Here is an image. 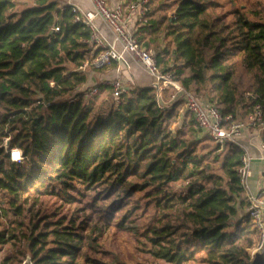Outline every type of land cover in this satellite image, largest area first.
Returning a JSON list of instances; mask_svg holds the SVG:
<instances>
[{
    "label": "trees",
    "instance_id": "1",
    "mask_svg": "<svg viewBox=\"0 0 264 264\" xmlns=\"http://www.w3.org/2000/svg\"><path fill=\"white\" fill-rule=\"evenodd\" d=\"M14 1L0 0V195L18 221L8 230L0 221V249L11 240L25 244L19 251L32 264H107L90 255L94 235L124 230L136 208L130 201L145 192L161 212L145 228L153 257L249 264L258 231L243 212L244 150L202 143L189 111L171 131L182 100L166 108L153 84L106 107L83 93L60 100L86 81L80 66L91 59L90 31L58 0H27L19 11ZM149 7L134 35L163 72L223 116L240 121L259 104L264 118V0L250 5L256 19L245 2L228 10L218 0H150ZM5 138L22 162L10 161ZM48 195L80 205L69 215L26 207Z\"/></svg>",
    "mask_w": 264,
    "mask_h": 264
},
{
    "label": "built area",
    "instance_id": "2",
    "mask_svg": "<svg viewBox=\"0 0 264 264\" xmlns=\"http://www.w3.org/2000/svg\"><path fill=\"white\" fill-rule=\"evenodd\" d=\"M87 1L90 5L89 10H83L71 0H66V4L63 6L70 8L74 14V22L84 24L90 31L87 42L91 46V59L83 62L80 66L81 71L87 67L100 70L109 66L112 62L122 64L126 68L129 67L130 61L136 63L151 77L157 91L159 103L166 105L168 100L181 99L183 108L192 114L200 131L210 137L220 149L226 143H234L241 147L239 139L245 130L249 128L259 130L262 183L256 192L252 191L249 182L252 175L253 157L242 147L244 152L239 158L237 167L239 186L248 201L246 209L258 231L256 242L247 250L251 260L253 254L260 251L264 245V118L260 105H254L245 119L233 120L230 116H223L215 105L182 87L171 72H163L157 63L155 52L139 44L134 35V29L130 26L132 17H134L137 24L145 22L150 9V0H118L112 6L108 3V0ZM97 21L105 26L110 37L102 32L97 25ZM53 29L58 31L59 27L55 26ZM117 70L119 71L118 67ZM108 84L112 89L114 98H118L129 91L121 77L110 79ZM97 93L98 86L93 85L83 92V95L86 98H91ZM7 139H4V152L8 155L10 161L22 162L24 158L22 151L17 147H9ZM14 152H19L20 158L18 160L12 159ZM1 211L0 206V214Z\"/></svg>",
    "mask_w": 264,
    "mask_h": 264
},
{
    "label": "rangeland",
    "instance_id": "3",
    "mask_svg": "<svg viewBox=\"0 0 264 264\" xmlns=\"http://www.w3.org/2000/svg\"><path fill=\"white\" fill-rule=\"evenodd\" d=\"M26 1L27 0H15L14 2L17 3L15 4L16 6L14 7V10L19 11L20 9H22L24 4L29 5V2ZM218 1L223 5V10L231 9V6L234 7L240 2H245L249 18L256 19V16L252 13V9L250 7L251 3H253L255 0ZM136 73L140 84H148L150 82L151 77H149L143 71L136 70ZM109 81V79H106L103 83H100L102 88L100 87L101 89H98V93L91 98L93 103L97 104L98 106L106 107L112 102L117 101L112 95V89L108 84ZM93 83L94 82L92 80H89V82L85 81V83L80 85L79 88L74 89L73 93L60 98V100L70 99L75 97V94L78 95L79 93L87 91L90 87L96 85ZM172 101L174 100H168L166 102V105L164 106L166 108H169ZM184 112H186V110L181 105L178 111V120L169 126V129L171 131H175L179 127ZM196 138L204 139L202 143H208L210 147H216V144L211 141V139L207 135L203 134L199 128L197 129ZM220 150L221 149H219V151ZM181 187L182 184L180 183L172 184V188L176 191H179ZM6 203L7 202H5L4 198L0 195V206L2 207L0 221L2 223L1 225H3V227L8 230L13 226H17L18 220L15 216L12 215L11 211H8V206ZM130 204L136 205V208L132 210V215L130 216L129 221L126 224L125 229L103 230L102 234L96 233L94 235L96 243L94 242V247L89 249L90 255L92 257L98 258L103 262H106L107 264H172L163 259L153 257L148 251L152 246L150 241L147 240V232L145 228L148 225L156 222L160 218L161 214L160 210L155 207L152 197L147 195L145 192L136 193L130 201ZM79 205V202L73 205H69L57 196L48 195L38 197L37 200L28 202L26 207L30 208L31 212L33 213L37 211H39L40 213H49V211L52 210L54 212L60 213V215H69L72 212V208L79 207ZM3 210L8 212L5 214ZM83 213L84 212H79L77 214L82 215ZM30 216H32L30 211H27L26 217L25 219H23V221L25 223H28ZM235 220L236 218H234L233 221ZM27 229H29V227H25V230ZM24 248L25 244H23V242L13 243V241L11 240L8 241L0 249V263L4 262L5 264H23L24 261L30 259L28 255L24 256L19 251H24ZM185 264L207 263L202 260L201 255H198L195 261H190Z\"/></svg>",
    "mask_w": 264,
    "mask_h": 264
},
{
    "label": "crops",
    "instance_id": "4",
    "mask_svg": "<svg viewBox=\"0 0 264 264\" xmlns=\"http://www.w3.org/2000/svg\"><path fill=\"white\" fill-rule=\"evenodd\" d=\"M72 2L78 4L83 10H89L90 5L87 0H71ZM118 0H108V3L112 6ZM59 6L63 7L66 4V0H58ZM97 25L100 27L103 33L108 37L110 34L105 26L97 21ZM135 25V19L132 17L130 19V26L133 28ZM119 68V71L117 70ZM136 70H142V68L136 63L130 61L129 67L126 68L122 64L112 62L109 66L96 70L90 67L84 68L85 75L87 76L86 81L92 80L97 86L101 85L106 79H113L115 77H121L124 84L130 89L136 86H149L153 84L152 79L148 84H140L138 81ZM144 72V71H143ZM145 73V72H144ZM146 74V73H145ZM148 75V74H147ZM149 76V75H148ZM79 88V87H78ZM99 89V87H98ZM129 92V91H128ZM241 147L246 150L252 157V175L250 179V187L252 191L256 192L261 186V171H262V161L259 156L261 155L260 151V133L257 128H249L245 130L242 136L239 139ZM247 209L244 208L243 212H246Z\"/></svg>",
    "mask_w": 264,
    "mask_h": 264
},
{
    "label": "water",
    "instance_id": "5",
    "mask_svg": "<svg viewBox=\"0 0 264 264\" xmlns=\"http://www.w3.org/2000/svg\"><path fill=\"white\" fill-rule=\"evenodd\" d=\"M23 264H32L31 259H27ZM249 264H264V245L260 251L253 254Z\"/></svg>",
    "mask_w": 264,
    "mask_h": 264
},
{
    "label": "clouds",
    "instance_id": "6",
    "mask_svg": "<svg viewBox=\"0 0 264 264\" xmlns=\"http://www.w3.org/2000/svg\"><path fill=\"white\" fill-rule=\"evenodd\" d=\"M19 158H20L19 152H14V153L12 154V159H13V160H18Z\"/></svg>",
    "mask_w": 264,
    "mask_h": 264
}]
</instances>
